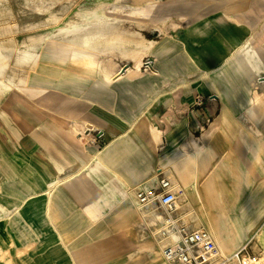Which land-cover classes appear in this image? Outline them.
<instances>
[{
	"label": "crops",
	"instance_id": "obj_1",
	"mask_svg": "<svg viewBox=\"0 0 264 264\" xmlns=\"http://www.w3.org/2000/svg\"><path fill=\"white\" fill-rule=\"evenodd\" d=\"M262 5L264 6V0H262ZM251 6L252 1H247L246 10L248 15L246 19H242V16H240V20L236 23H227L226 20L220 19L223 23L220 22L217 26L219 27L218 33L232 41V43H239L247 33L248 28L257 23V15L253 12ZM247 41L248 48L252 53L255 47L264 48V25L254 32ZM208 49L209 47H204L199 61L204 65H210L219 58V54L216 52L209 53ZM261 63L263 61L259 62L258 71L249 70L248 72L247 69L236 70L233 58L229 60L233 75L241 79V89L246 95V103L243 109L257 128L260 123H264V112L259 118L252 111L254 104L250 103L249 87L254 88L259 95L264 94V90L262 92L256 90L255 83L262 82L261 79H264V67ZM55 69L54 73L40 74L39 87L43 89L44 93L51 90L47 97H43L50 105H44V107L54 115L56 121L66 119L65 123L67 124L64 130L67 131V134L64 130H52V128L42 125L33 118L26 119L24 111L17 107L8 96L7 101L0 104V117L7 121V124H4L0 118V179L2 180H0V189L16 190L19 189L20 185L23 187L25 192L21 194L22 199H24L21 204L24 206V212L22 215L16 213L15 220L18 223L17 228L21 227L29 232L26 233V236H31L33 233L31 230H33L36 233L35 236L41 238V240L51 237V240L55 243L57 236L58 240L62 238L72 243L74 239L79 238L78 235L76 234L73 238H70L68 225L63 226L65 228L55 234L51 231L49 217L56 225L59 222L58 216L70 212L74 216V226H77L76 221L80 219L84 221L85 227L103 228L100 227V223L109 219L110 222L113 219V216L106 219L107 216L101 214L104 203L105 206L111 204L119 207L118 210H122V188L129 187L122 178L125 165L135 164V167L137 165L139 167L138 173L142 174L140 181L145 179L143 178V170L140 167L141 164H137L135 158L133 160L135 163H133L132 155H122L120 152L110 149L91 168L83 167L79 169L80 167L77 165L70 167L67 164L72 159L70 152L73 150L75 138L78 137L82 145L88 144L89 146L98 147L106 143L105 147H107L122 133V108L127 110L125 106L131 100L129 96L135 89L122 85V78L113 83H106L101 73L94 72L88 75L64 67H55ZM259 74L263 75L259 76ZM188 92L186 91L184 94H189ZM196 92L208 96L204 101L205 107L200 114L201 118H198V122L195 123L191 119L186 122L189 126L190 135H192L191 125H198L200 134L197 138L188 137V134L184 132L182 134L183 138L178 139V141H181L178 147L173 146L174 144L171 146V143L176 140L174 135L169 133L163 135L162 131L150 127L148 124L151 131L148 129L149 132L144 133L145 140L148 141V136H151V141L155 142L156 140L153 139L151 132H156L163 140L161 144L163 146L157 148V150L159 152L166 150L165 158L161 159L164 165L160 161L157 164L158 166L154 167L158 160V152H156L155 157L152 154L151 170H153L154 176L158 172L163 175L166 174V177H169L174 185L177 199L180 200V194L184 195L201 215L202 211L205 210V213H207V208L211 207L210 211L217 218L221 232L220 237L228 243L233 251H236L245 237L251 238L254 234L257 239L258 237H264V181L260 180L261 177L264 180V132L262 134L256 133L252 122L246 117L239 116V106L242 101H239L238 90L228 92L208 90L203 92L202 89H195L194 93ZM51 93L55 95H53L54 98L57 97L56 101H53L54 103L52 102L54 98ZM83 94L85 95L82 96ZM222 94H225L226 97L221 98ZM53 104L55 105L53 106ZM224 104L228 105V108L223 106ZM182 121H185V119ZM50 122L54 127V121ZM206 125L208 129L205 128ZM72 126L76 128L74 129ZM200 129H202V132ZM257 130H260V128ZM98 132L102 135L101 141L95 138ZM194 146L200 148L202 152L199 157H196L198 164L197 160L191 157ZM72 153L77 161L86 159V163H89L94 159L89 152L86 158L81 157L76 151ZM258 153H260L259 156L256 155ZM259 158L261 160L255 166ZM197 167L200 171L197 170ZM79 170L82 172L77 175L78 180L88 186L90 190L87 197L83 196L82 190L75 187V181L73 182L72 175ZM134 170L135 168H129V175L130 173L134 174ZM66 173V179L58 182L66 185L58 187L53 197L30 199L27 196H30V190L32 189L44 188L42 178L47 183V176H53L56 179V176L62 177V175L58 176L59 174L64 175ZM202 176L203 178L206 177L207 186L203 184ZM95 178L106 180L104 188L96 183ZM47 181H50V179ZM38 182L39 186L36 185ZM235 185H239L238 194L247 200V206L258 205L259 207V210L249 220L248 224H250L248 226L239 221L237 211L239 200L236 199L237 195L233 189ZM207 189H209V192H207ZM39 204L42 206V214L30 211V207ZM60 204H63V206ZM78 206H81L85 215L79 213ZM261 207L262 209H260ZM7 210L9 212L10 209L7 208ZM17 235L25 237L24 233ZM110 235L112 239L121 243L120 248L122 249V235L120 232L111 228ZM210 235L214 240V235ZM22 243L24 246L27 244L25 239H22ZM64 264H73V262L67 259Z\"/></svg>",
	"mask_w": 264,
	"mask_h": 264
},
{
	"label": "rangeland",
	"instance_id": "obj_2",
	"mask_svg": "<svg viewBox=\"0 0 264 264\" xmlns=\"http://www.w3.org/2000/svg\"><path fill=\"white\" fill-rule=\"evenodd\" d=\"M45 1L41 0L37 1L36 3H32L30 2V0H7V5L4 3H0V14H4V20L0 21V26L4 25L3 27H0V33L4 32L2 33V35L0 34V41L2 42H0V47L3 46V49L0 48V57L2 56L3 58L5 52L9 55L4 56L5 59H3L4 65H7L9 68L4 66L3 69L1 68L2 70L0 69L1 73H5L3 74V81L7 84V87L0 88V104L7 101L8 96L11 98L13 93H24V89L21 88L20 84L13 80H10L9 78V73H13L14 69L23 70V68L20 69V67L23 66L20 64L24 58L23 55L26 50L23 48V46L31 44L33 46L32 50L34 54L35 48L37 47L40 39L46 35H54L55 38H67V36L70 37L76 34L87 35L93 34L94 32L101 36L102 34L114 29L112 27H117L119 24H121V26L126 29L130 34L141 35L143 39L155 42V45L151 50L149 49L148 51L141 53V50L145 49L144 44L139 45L136 50V54L140 55V69L147 82H143L140 84H135L134 82H122V85H127L135 89L134 92H132L129 96L131 97V100L125 106V108L129 110L132 114L134 113V116H131L127 120L128 124H125L122 127V135H118V137H123V139L126 138V146L129 149H135V145L137 143V141L130 140L132 123L136 124L143 119L147 120L150 127H155L162 131L163 135L168 133L174 135L176 140L171 143V146L174 144L173 146L178 147L181 142L178 141V139L181 140L183 138L182 134L184 132L185 134H188V137L197 138V136L200 134L198 132V125H191L190 129L192 130V135H190L189 126L186 124V122L189 121V119L195 121V123L198 122V118H201L200 114L205 107L204 101H206L208 96L206 94L200 95L197 92L194 93L195 89H202L203 92H206L208 90H221L222 92L238 90L239 101H242V104H240L239 106V116L246 117L248 120H250L254 126V130L256 131V133L262 134L264 132V123H260V127L258 126L257 128L256 124L246 115V112L243 109L246 103V95L241 89V79L233 75L231 66L229 64V60L233 58L236 51L246 46L249 37L259 28H261L262 25H264V6L262 5L261 0H247L252 1L251 8L253 12L257 15V23L253 27L248 28L247 33L242 37L239 43H232V41H230L229 39L222 37L218 33L219 27H217L220 22L223 23V21L220 19H223L224 21L226 20L230 23H236L240 20V16H242L241 12H243L245 8H242L243 6H240L239 9H230L229 6H226L234 0ZM57 1L61 4L59 5ZM62 1L67 2L65 3ZM53 4L56 5L59 9H57L56 6H54ZM37 5L38 8L36 7ZM114 5H120L126 9L137 8L138 12L136 13L140 14L141 16L136 17V19L132 18L131 16H122L121 18V10H115V8L113 7ZM100 7L104 9L100 10ZM97 8H99V10ZM138 9H140L141 12ZM11 12H13L14 14ZM79 12H86L89 15L87 21L78 17V14H80ZM109 13L112 14L111 17L106 16ZM58 18L61 20H59ZM9 20L11 22H8ZM39 20H41V22ZM135 20L137 22H135ZM34 21L35 25H33ZM4 22L7 23V25L11 24L12 26H8V28L11 29L6 28L7 26ZM110 23L112 24V27ZM211 23H214L215 25H210ZM18 25L19 27H17ZM38 25H40L41 28ZM25 28L28 29L25 30ZM197 28L203 30L199 35L192 33L196 31ZM4 29H7V31H3ZM62 29L65 30L63 31ZM8 30H11V33ZM55 31H57L58 33ZM59 32H61L62 34ZM3 34L5 37L3 36ZM5 34H7V36ZM9 34L10 36H14L10 37ZM2 40H6V42H10L11 44H7ZM211 43L213 44V47L215 46V52L219 54L220 59L218 58L214 63L210 65H204L203 63L197 61L192 54H194V52L198 49H204L205 46L212 47ZM3 44H5V46ZM6 45L9 47H6ZM201 45L202 48H198ZM10 46H12V49ZM20 46L22 47V49ZM12 52L14 53L12 54ZM14 54L17 55V59H15L16 56ZM12 55H14V59L12 58ZM41 57L48 59V52L46 50H43V52H41ZM104 58L111 63V71L124 70L127 66H133L134 63V60L132 58L122 57L115 51H113L112 53H104L100 55L98 59L103 60ZM14 60L17 61L15 62ZM146 62H151L152 67H147L145 65ZM156 69H158V74L154 75V72H151V70L153 71ZM54 71L55 66L53 65H48L44 67L42 65L38 66L34 74H32L31 76V83L39 84L40 74L54 73ZM95 73L99 72L96 71ZM262 75L263 74H259V76ZM261 80L263 81L255 82L256 90L258 92H262L264 90V79L262 78ZM186 91L191 92H188L189 94H184ZM198 96L203 97V104L200 106H197L195 104L196 98ZM224 97H226L225 94H222L221 98ZM223 106L227 107L228 105L224 104ZM0 118L2 119L4 124H7L6 119H4L3 117ZM26 119L30 118L26 117ZM183 119H185V121H182ZM51 123L52 122H48L45 124L42 123V125H45L48 128H52L53 130ZM205 128L208 129L207 125L205 126ZM259 128L260 130H257ZM201 130L202 129H200V131ZM105 145L106 143L98 147L94 145L89 146L88 144H84L82 146L85 149L84 151L86 153L89 152L92 158H95L98 156L99 151H102L104 149ZM162 146L163 145L158 144L157 148H160ZM74 151L78 152L73 147V150L70 152V154L72 155V159L71 161H68L67 164L70 167L77 165L78 167H80L79 169H82L83 167H85V165L88 164V162L86 163L85 158H83L85 160L77 161V159H75L74 157V154L72 153ZM165 153L166 150L163 152L158 151V160L154 167L158 166L157 164L161 161L162 158H165ZM256 155L259 156L260 153ZM260 160L261 158L257 160L255 166ZM161 163L164 165L163 161H161ZM80 172L82 171L79 170L78 172L72 175L73 182L75 181V187L82 190L83 196L87 197L90 193V190L88 189V186L82 184L78 180L77 175H79ZM60 175H62V177L56 176V179L53 176H47V183H45V179L42 178L41 181L43 182L44 188L32 189L30 190V196H27L30 197V199L39 197L44 198L47 196L53 197L57 191H52L58 190V187L66 185L58 182L64 181L66 179L65 176L67 175V173L64 175L59 174L58 176ZM48 179H50V181H47ZM260 180H262V182L264 181L262 177L260 178ZM95 181L99 186L104 188L106 180H99L98 178H95ZM36 185L39 186V182ZM151 185L147 184L146 180H142L136 184V187H142L140 190H138L139 192L141 190H144L145 188H149ZM238 188L239 185H235L233 187L237 195L236 199L239 200V203L237 205V211L239 213L240 219L239 221L244 222L245 225L248 226L250 224H248L249 220H251L252 215L259 210V207L258 205L247 206V200L240 197V195L238 194ZM24 192L25 191H23V187L21 185L19 186V189L16 190L8 188L0 189V264H64L65 260L67 259H70L73 264H157V262L153 259V255L150 253V251L139 248L135 245L126 244L123 241L121 249V243L115 241V239H112L110 235L111 228L109 226V218L116 215V211L119 209V207L111 204L106 205L105 211L103 210L104 208L101 209L102 211H104L101 214L107 216L106 219H109L106 222L100 223V227L103 228H97L93 226L85 227L84 221L80 219L76 221L77 226H74V216L70 212H65L64 214L58 216L59 222L56 225H54L53 220H51V217H49V223H51L52 227L51 231L55 232V234L61 232V230L65 228L63 226L68 225L70 229L69 234L71 235L70 238H73L76 234L78 235L79 238L74 239L72 243L71 241L67 242L66 240H63L62 238L61 240H58L57 236L55 243L51 240V237H47L44 238V240H41V238L35 236L36 233H34L35 231L33 230H31V232H33L34 234L32 233L31 236H26V233L28 231L26 229H22L21 227L17 228L16 225L18 223L15 220L16 213L22 215L24 212V206L23 204H21L23 202L22 200H24L22 199L23 196L21 194H24ZM261 196L262 195L260 194V197ZM152 202L153 203H148L153 204L155 209L160 214H162V216H170L167 215L168 213L163 208H161L157 202ZM16 203L20 204L16 205ZM148 203H146L147 205L142 204L146 206L140 207V209H147ZM60 205L63 206V204ZM7 208L10 209L9 212ZM260 209H262V207ZM78 211L80 214L85 215V212L82 210L81 206H78ZM128 211H132L136 215L139 212L137 207H133ZM188 212L189 210L183 211L184 214ZM175 222L176 223L173 230L178 231L180 230L181 225L178 223L177 220ZM23 233L25 237H19L17 235H21ZM22 239H25V241L27 242L26 246L23 245ZM245 244H247L246 255L256 257L264 254V249L255 234L251 238L245 237V239L241 242V246ZM42 251L44 253H41ZM45 251L47 252L45 253ZM216 258L218 262L220 258L218 256H216ZM162 263L165 264L164 261H162Z\"/></svg>",
	"mask_w": 264,
	"mask_h": 264
},
{
	"label": "bare ground",
	"instance_id": "obj_3",
	"mask_svg": "<svg viewBox=\"0 0 264 264\" xmlns=\"http://www.w3.org/2000/svg\"><path fill=\"white\" fill-rule=\"evenodd\" d=\"M37 1H41V0H30V2H32V3H36ZM43 1H45V0H43ZM59 1H61V0H59ZM62 2H65V1H62ZM0 3H4L6 5L8 4L7 0H0ZM19 4H20V2H19ZM60 4L61 3H59V5ZM246 4H247V0H234L226 6H229L230 9H234V8L239 9L240 6H243L242 8H245V9L243 12H241L242 13V19H246L247 15H248V11L246 10ZM54 6H56V5H54ZM19 7H20V5H19ZM36 7L38 8V5ZM113 7L115 8V10H121V18H122V16H124V17H126V16L130 17L131 16L132 18L136 19V17L141 16L140 14L136 13V12H138L137 8L126 9L120 5H114ZM56 8L59 9L57 6H56ZM97 9L99 10V8H97ZM102 9H104V8L100 7V10H102ZM143 9H144V7H143ZM4 10H5V8H4ZM54 10H56V9H54ZM138 10H140V9H138ZM21 11H22V9H21ZM25 11H26V9H25ZM143 11H145V10H143ZM140 12H141V10H140ZM11 13H13V12H11ZM79 13L80 14H78V17L87 21V19L89 18V15L86 12L85 13L79 12ZM105 13H106V11H105ZM6 14H7V12H6ZM37 14H39V13H37ZM9 15H10V13H9ZM24 15H26V14H24ZM111 15L112 14L109 13L106 16L111 17ZM58 17H60V16H58ZM3 20H4V14L3 15L0 14V21H3ZM59 20H61V19H59ZM104 20H105V18H104ZM35 21L33 22V25H35L34 24ZM39 21L41 22V20H39ZM118 21H120V20H118ZM8 22H11V21L9 20ZM135 22H137V21L135 20ZM27 23H30V22H27ZM5 24L7 26L6 28H8V26L11 25V24L7 25V23H5ZM13 25H14V23H13ZM51 25H52V23H51ZM210 25H215V24L211 23ZM3 26H0V27H3ZM38 26H40V25H38ZM17 27H19V25ZM25 27H27V26H25ZM102 27H103V25H102ZM111 27H112V24H111ZM111 27H110V29H111ZM28 28H25V30H27ZM40 28H41V26H40ZM112 28H114V29H112L109 32H106L104 34L101 33L102 34L101 36H99L97 33H94V32H93V34H87V35L75 33L76 35H72L70 37L67 36V38L66 37L65 38L64 37L63 38H55L54 35L53 36L52 35L51 36L46 35L43 38H41L39 36L41 39H40L37 47L35 48L34 54H33V50H32L33 46L31 44H27V45L25 44L26 46H23V48L26 49L25 53L23 55L24 58L20 64V65H23L22 67H20V69L23 68V70L14 69L13 73L12 72L9 73V78H10V80H13V81L17 82L18 84H20L21 88L24 89V93H22V94L13 93L11 99L15 103V105H17V107H20L24 111L25 117L33 118L35 121L40 122V123H48L50 121H54L55 125H54L53 129L57 130V131L58 130L61 131V130H64L66 128V124H67V123H65L66 119L63 121H60L58 119L59 121H56L54 115H52L51 112L47 111L44 107V105H48V104L50 105V103L47 104L48 101H46V98H43V97L44 96L47 97V94L51 90L49 92L44 93L43 89H41L39 87V84L31 83V76H32V74H34L37 67L40 65H42L43 67L48 66V65H53L55 67H60V68L64 67V68H68V70H72V71H75L77 73L88 74V75H91L92 73L98 71L99 73H101V75L103 76L106 83H113L116 80L118 81L120 78H122V82H124V83L125 82H128V83L134 82L135 84L136 83L140 84L143 82H147L146 78L144 77V75L140 69V55L136 54V50H137V47L141 44H144L145 49H146V50L145 49L141 50V53L146 52L149 49L151 50L154 47L155 42L151 41V40H145L141 37V35L130 34L126 29H124L121 26V24H119L117 27L114 26ZM8 29H11V28H8ZM5 30L7 31V29H4L3 31H5ZM37 31H38V29H37ZM202 31L203 30H201L200 28H197V30L192 32V33L199 35ZM0 32H1V30H0ZM55 32H57V31H55ZM2 33H4V32H2ZM2 33H0V34L2 35ZM59 33H61V32H59ZM5 35L7 36V34H5ZM3 36H4V34H3ZM9 36H10V34H9ZM13 36L11 35L10 37H13ZM176 37H178V36H176ZM200 38H202V37H200ZM208 38H209V36H208ZM33 39H35V38H33ZM2 41L6 42V40H2ZM22 42H23V40H22ZM26 42H28V41H26ZM6 43L9 44L10 42L9 43L6 42ZM29 43H30V41H29ZM182 44H183V42H182ZM3 45L5 46V44H3ZM248 45L249 44L247 41V45L244 46L243 48L238 49L236 51L235 55L233 56V63H234L236 70H238V71H242L245 69H247L248 72H249V70L250 71L257 70L258 71L259 62H261V61H263V63H261V64L264 67V48L263 47H257V48L255 47L253 50V53H252L251 50L248 48ZM15 46H14V48H15ZM2 47H0V48H2ZM6 47H9V46L6 45ZM10 47L12 49V46H10ZM214 47H213V44H212V47H209V49H208L209 53L215 52ZM198 48H202V45L199 46ZM4 49H5V47H4ZM7 49H9V48H7ZM21 49H22V47H21ZM31 50H32V52H31ZM43 50H46L48 52V54H49L48 59L41 57V52H43ZM175 50H177V49H175ZM202 50L198 49L194 52V54H192L193 57L197 61H200ZM113 51L117 52L122 57L132 58L134 60L133 66H127L124 70L111 71V68H110L112 66L111 63L105 58L103 60L102 59L99 60L98 58L100 55H102L104 53H112ZM14 52H12V54ZM7 55L8 54L5 52V55H3V58H2V56L0 57V60L2 58V60L0 61V69L1 68L3 69L4 66L8 67L7 65H4V61H3V59H5L4 56H7ZM14 55H12V58ZM15 56H16L15 59H17V55H15ZM10 60H11V57H10ZM6 62H5V64H6ZM158 63H159V61H158ZM1 70H0V88H3V87H7V84L3 81V77H4L3 74H5V73H1ZM151 72H154L153 74L157 75L158 69L153 70V71L151 70ZM36 77H38V76H36ZM88 80H90V79H88ZM84 82H85V79H84ZM252 86H253V84H252ZM249 91H250V103L252 105L254 104L252 111L255 113V115L257 117L260 118L264 112V94L263 95L257 94L256 91L254 90V88H251V87H249ZM53 95L54 94L51 93V96H53ZM84 95L85 94H83L82 96H84ZM54 96H53V98H54ZM62 96H63V94H62ZM56 98L57 97L52 99V102ZM110 104H111V101H110ZM54 105L55 104H53V106ZM100 110H101V108H100ZM131 116H134V113L132 114L129 110H125L122 108V127L125 124H128L127 120ZM58 118H59V116H58ZM68 125H70V124L68 123ZM72 127L74 128V126H72ZM148 129L151 131V128L150 127L148 128V122L146 119H143L136 124L132 123L131 132H130V140L137 141V143L135 145V149H129L126 146V141H125L126 138L123 139V137H118L109 146L105 147L102 151H99L98 156L95 157L92 161H90L87 165H85V167L91 168L94 163H96L99 159H101V157L106 153V151L108 149L114 150L116 152H120L122 155H132V157H133L132 161L135 158L136 163L141 164L140 167L143 170V174H144L143 178L147 181V184L151 185L154 178H155V176L153 175V170H151L152 158H153V155L155 157L156 152L159 151V150H157V144H162L163 140L158 133H156V132L154 133L152 131L151 134H153V139L156 141L152 142L151 136H148L149 140L146 141L145 140L146 136L144 135V133H148L149 132ZM69 130H70V126H69ZM64 132H66L65 134H67V131L64 130ZM70 132H73V131H70ZM69 137H71V136H69ZM71 140H73V139H71ZM74 140H75V142L73 145H74V148L78 151L79 155L81 157H85V158L88 157L87 153L84 151L85 149L83 148L80 141L78 140V137L75 138ZM200 153L202 154L201 149L194 146L192 153H191V157H193V159L197 160V164H198V159L196 157H199L201 155ZM133 163H135V162L133 161ZM129 168H135L134 174L130 173V175H129V173H128ZM197 168H198L197 170L200 171L199 167H197ZM138 170H139V167H137V165L135 167V164L134 165H130V164L125 165V168L122 171V178H123L124 182H126V184L129 185V187L126 189L122 188V193H121L122 205H123L122 210L116 211V215L113 216V219L109 222V225L112 229H115L116 231L120 232V234L122 235V241L125 242L126 244L135 245L139 248L146 249L147 251H150V253L153 255V259L157 262V264H163L162 261H164L165 264H168L163 257V248L166 245L177 240L178 231L173 230L174 227L169 225L167 222L168 217H164V215L162 216V214H160L155 209L153 204H149L150 202L148 203L147 209H140V207H144L147 204L142 205L139 203V201L137 199L138 190H140L142 188L140 186L136 187V184L139 183L138 181H140L142 179V174H139ZM202 179H203V184L205 186H207L206 177L203 178V176H202ZM169 180H170V178H169ZM170 183H171V191L173 192L174 198H175L174 199L175 210L170 214L171 219H173L174 223H176L175 221L177 220L178 223L181 225V227H180L181 229H184V230L202 229V230H204L209 235L213 245L216 247V256H218L220 258V260L218 261V264H264V254L260 255V256H256V257H253V256L251 257V256H248L246 254L242 255V257L235 256V252L238 249L236 251H233L232 248L228 246V243L225 242L220 237L221 232H220V229L218 227V222L216 220L217 218H216L215 214L212 211H210L211 207L207 208V213H205L206 212L205 210L202 211V215H201L200 213H198V210L195 209V207L191 205V202H189L185 198L184 195L180 194V200L178 201V199L176 197L174 185H173L171 180H170ZM152 186H153V184L150 187H152ZM145 190L148 191L149 189L145 188ZM55 191H57V190H54L52 192H55ZM207 192H209V189H207ZM103 202H104V200H103ZM38 203H40V202L38 201ZM151 203H153V202H151ZM105 207L106 206L104 203V205L102 206V209L104 208L103 209L104 211L106 210ZM133 207H137V209L139 210L137 215L134 214L132 211H128L129 209H131ZM29 209H30V211H36L37 213L39 212L41 214L43 213L42 206L40 204L38 206L30 207ZM186 210H189V212L184 214L183 211H186ZM104 211H101V213ZM37 213H35V214H37ZM210 234L214 235V238H215L214 240L212 239ZM258 239L262 243L263 248H264V237H258Z\"/></svg>",
	"mask_w": 264,
	"mask_h": 264
},
{
	"label": "built area",
	"instance_id": "obj_4",
	"mask_svg": "<svg viewBox=\"0 0 264 264\" xmlns=\"http://www.w3.org/2000/svg\"><path fill=\"white\" fill-rule=\"evenodd\" d=\"M147 67H152L151 62H146ZM195 104H203V97L198 96ZM101 133L98 132L96 139L100 140ZM101 141V140H100ZM146 191L141 190L137 194L140 204L155 201L170 215L175 210L174 194L171 191L170 180L158 172L154 179V185ZM167 222L175 226L170 216ZM247 244L242 245L236 252L235 256L242 257L247 253ZM163 257L168 264H218L216 258V247L213 245L209 235L202 229L178 230V238L174 242L163 248Z\"/></svg>",
	"mask_w": 264,
	"mask_h": 264
}]
</instances>
